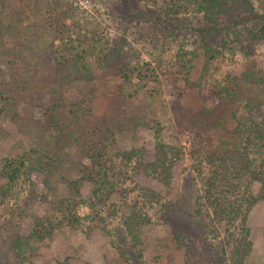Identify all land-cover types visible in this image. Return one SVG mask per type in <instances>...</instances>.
<instances>
[{
	"label": "trees",
	"instance_id": "obj_1",
	"mask_svg": "<svg viewBox=\"0 0 264 264\" xmlns=\"http://www.w3.org/2000/svg\"><path fill=\"white\" fill-rule=\"evenodd\" d=\"M240 2L163 0L162 11L166 16L182 11L200 15L209 26L197 30L209 37L223 28L218 25L225 17L238 21L235 14ZM68 3L69 0H0V115L9 105H15L14 115L20 116L21 130L31 129L40 138L57 132L77 145L80 154L89 160L83 172L93 186L92 210L120 192L119 177L114 173L118 167L112 163L113 158L121 159L124 170L128 166L130 180L132 175L144 173L169 186L184 151L163 139V125L158 118L163 107L161 88L149 89L145 85L141 55H136L125 34L112 41L100 38L97 28L92 29L88 20L75 17L73 5ZM241 6H247L246 11L259 18V36L263 37L264 12H255L250 0H243ZM213 50L207 43V53ZM189 71L183 72L188 83ZM110 76L120 78V83L111 87L113 93L107 99L105 114L97 117L92 100L97 98L98 90L108 86ZM74 85L88 86L90 90L84 97L67 103L66 92ZM198 93L193 89L189 95L171 101L176 124L188 121L194 128L199 127L198 133L206 141V145L194 143L190 153L194 171L202 179L194 213L206 220L204 233L207 239H214L211 247L215 260L219 264H244L254 245L247 225L248 214L256 203L264 201V116L254 117L253 99L244 98L237 84L213 91L217 100L213 105H207ZM242 99L248 110L244 119L231 111V105ZM233 119L235 127H227L226 121ZM140 126L153 130V159H146L142 147L117 149L111 157L116 136ZM213 133L218 134L216 144ZM27 169L42 172L43 185L52 189L51 184L63 177L64 165L60 158L38 148L32 154L3 158L0 176L6 181L0 186L2 198L14 191ZM121 172L126 176V171ZM256 183L260 184L257 192ZM135 191L134 201L127 205L128 213L122 216L123 234L119 237L129 241L137 256L142 257V227L151 223L149 208L162 204L163 196L140 183L131 188V192ZM42 201H47L46 196H42ZM68 202L57 197L50 202L51 212L32 215L29 233L19 234L13 241L16 264L28 262L34 244L54 228L62 224L77 228L89 218L80 217ZM220 225L224 226V233ZM115 246L133 264L123 246Z\"/></svg>",
	"mask_w": 264,
	"mask_h": 264
},
{
	"label": "rangeland",
	"instance_id": "obj_2",
	"mask_svg": "<svg viewBox=\"0 0 264 264\" xmlns=\"http://www.w3.org/2000/svg\"><path fill=\"white\" fill-rule=\"evenodd\" d=\"M240 1L235 14L238 21L225 17L218 25L223 28L206 37L205 32L197 30L209 26L205 19L184 11L166 16L162 11L163 0H69L75 17L88 20L90 28H97L100 38L112 41L123 34L127 36L136 55H141L145 85L149 89L161 88L163 107L158 118L163 125V139L181 147L184 156L169 186L144 173L132 175L130 180L128 166L124 170L121 159L113 158L112 163L118 167L114 173L119 177L120 192L92 210L93 186L83 172L89 160L80 154L72 140L60 137L57 132L40 138L31 129L21 130L20 116L14 115L16 106L9 105L0 115V167L3 158L32 154L38 148L60 158L64 169L63 177L51 184L52 189L43 185L42 172L27 169L14 191L5 198L0 196V264L17 263L14 239L29 233L32 215L51 212L50 202L57 197L66 198L80 217L89 218L82 220L77 228L62 224L51 230L34 244L33 254L25 264H129L115 243L123 246L133 264H219L211 247L214 239H207L204 233L206 220L194 213V200L202 188V179L194 171L190 153L194 143L206 145V141L198 133L199 127L194 128L188 121L176 124L171 101L189 95L194 89L207 105H213L217 100L212 92L231 83L240 87L244 98L253 99L254 117L264 116V35L259 36V18L247 12V6L242 7L243 0ZM250 1L255 12H264V0ZM137 10L141 13L137 14ZM207 43L214 48L213 52L207 53ZM188 69L189 83L183 78V72ZM118 83L120 78L110 76L108 86L97 89L99 94L92 100L97 117L105 114L107 99L113 93L111 87ZM89 90L88 86H72L66 92L67 103L84 97ZM235 105H231V111H236L239 118L248 116L244 99ZM226 125L234 128L236 121L228 120ZM213 137L216 144L218 134L213 133ZM155 146L153 130L140 126L118 134L110 156L114 157L112 153L117 149L142 147L146 159L152 160ZM121 170L126 171V176ZM5 181L0 176V186ZM135 183L151 187L163 196L162 204L149 208L151 223L142 227V257L137 256L129 241L119 237L123 234L122 216L128 213L127 205L136 196V191L131 192ZM259 188L260 184L256 183L255 192ZM42 196L47 201H42ZM30 197L34 199L29 201ZM247 225L254 245L244 264H264L263 200L250 210ZM220 231L224 233L223 225Z\"/></svg>",
	"mask_w": 264,
	"mask_h": 264
}]
</instances>
